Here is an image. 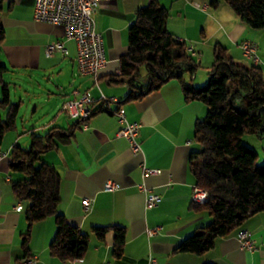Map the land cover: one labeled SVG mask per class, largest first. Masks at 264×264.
Here are the masks:
<instances>
[{
	"label": "crops",
	"instance_id": "0c3cea01",
	"mask_svg": "<svg viewBox=\"0 0 264 264\" xmlns=\"http://www.w3.org/2000/svg\"><path fill=\"white\" fill-rule=\"evenodd\" d=\"M151 1L103 0L96 8L94 23L104 38L107 63L94 76L80 72L77 44L65 37L63 25L34 18L36 0H0V22L4 28L0 64L7 67L4 82L10 89L13 82L6 81V74L17 73L24 92L13 102L19 104L16 128L6 132L0 143V264H21L28 258H37L33 264H146L150 256L156 258V264H264V211L218 238L206 252L176 251L186 236L212 220L209 211L191 199L195 179L189 160L199 148L193 134L195 125L197 120L205 119L208 108L200 100H188L178 79H170L138 98L131 96L129 81L120 73V59L128 51L129 28L139 7ZM157 1L169 9L167 29L186 41V49L193 47L196 51L192 57L198 67L194 75L184 73L186 81L197 87L208 83L217 43L226 47L234 60L252 64L243 55L244 40L258 45L256 54L264 76V28L246 24L225 0L224 4L220 0L214 4L211 0ZM195 1L209 6L204 11L196 9ZM56 41H62L69 53L57 51L48 57L46 45ZM0 86L2 93L3 83ZM86 90L95 100L92 115L87 121L71 118L63 110L64 102ZM102 95L118 99L113 107L123 106L127 118L141 124L140 153L134 154L127 138L117 136L120 121L103 106ZM28 96L34 97L30 102H35V108L41 105L44 111L53 113L47 132L55 128L69 133L65 141L56 139L57 144L43 152L38 163L56 168L61 177L59 210L89 236L84 256L71 262L50 252V242L57 231L55 218L49 216L30 223L29 203L14 190V181L23 178L24 173L11 168V153L17 144L23 146L17 131L18 116ZM1 111L5 117L6 108ZM28 133L30 140L33 134H46H37L33 127ZM142 163L154 172L143 175ZM108 180H115L119 187L103 189ZM142 183L161 196L157 205L147 206ZM87 197L92 199L90 210H85L82 203ZM112 225L126 229L124 252L119 257L113 253ZM94 226L111 227L100 239ZM155 227L161 228L149 235L148 229ZM244 229L252 232L254 249L242 248L238 234Z\"/></svg>",
	"mask_w": 264,
	"mask_h": 264
},
{
	"label": "trees",
	"instance_id": "16d2710c",
	"mask_svg": "<svg viewBox=\"0 0 264 264\" xmlns=\"http://www.w3.org/2000/svg\"><path fill=\"white\" fill-rule=\"evenodd\" d=\"M216 1L211 0V4ZM225 1L246 24L264 28V0ZM169 16V9L157 0L139 7L129 28L128 51L120 59V73L128 79L133 97L158 89L170 79H178L188 100H200L207 105V115L197 120L193 133L199 148L191 153L189 160L195 184L208 192V201L197 206L209 211L212 220L186 236L176 248L179 252L200 254L213 248L218 238L229 235L243 221L264 211V165L257 164V151L243 141L245 134H256L264 140V76L259 65L234 60L226 47L217 43L208 83L197 87L186 81L184 73L194 75L198 63L187 51L186 41L167 29ZM3 39L0 22V45ZM143 69L148 74L145 83ZM6 71L7 67L0 64V83H3L0 143L6 132L16 128L19 109V104L10 100V90L3 78ZM4 107L5 117L1 111ZM67 138L69 133L55 128L43 136L33 134L29 147L19 144L14 147L11 168L24 173L13 186L19 198L29 203L30 223L54 217L57 231L50 242V252L64 262H71L84 256L89 236L59 210L61 177L56 168L44 162L36 165L43 152L54 147L57 140ZM110 227L92 228L103 239ZM112 227L113 253L119 257L124 252L126 229L120 225Z\"/></svg>",
	"mask_w": 264,
	"mask_h": 264
},
{
	"label": "built area",
	"instance_id": "2783aa9c",
	"mask_svg": "<svg viewBox=\"0 0 264 264\" xmlns=\"http://www.w3.org/2000/svg\"><path fill=\"white\" fill-rule=\"evenodd\" d=\"M103 0H36L34 8V18L40 21H47L51 23L61 24L65 29V37L72 39L77 44V62L79 70L83 74H90L97 76L99 70L104 67L107 63V57L104 48V38L102 33L96 29V23L94 19V13L96 8L100 5ZM197 8L206 10L209 5L207 3L200 4L195 3ZM251 40L241 41V47L243 55L256 65L260 63V57L258 56L257 50L258 45ZM187 50L195 55L196 51L193 47H188ZM62 52L64 54L69 53V49L62 41H56L48 43L46 45V55L52 56L55 52ZM103 106L114 113L120 121L121 127L117 131V136L127 138L130 145V150L134 154L141 152V142L138 139L139 130L141 124L138 121H130L127 118L125 108L118 105L116 108L113 107V103H116L118 99L115 97H107L102 95L101 98ZM94 98L90 91H84L79 93V96L67 100L63 104V110L71 118L80 119L87 121L93 112ZM87 128V124L84 125ZM144 174L154 172L149 169L144 163H142ZM193 195L192 198L194 203L204 204L208 201V192L203 187L193 184ZM119 187V184L115 180L106 181L104 188L108 191L115 190ZM140 188L146 192V204L148 207L157 205L160 202L161 196L153 192L150 188L146 187L144 183L140 185ZM91 198H84L85 210H90L92 203ZM18 209L22 208L21 204L16 205ZM161 227H155L148 229V234H155ZM241 241L242 248L254 249L255 239L252 232L244 229L238 234ZM37 258L29 259L22 262L21 264H33ZM156 264V258L150 256L148 263Z\"/></svg>",
	"mask_w": 264,
	"mask_h": 264
},
{
	"label": "rangeland",
	"instance_id": "374dc122",
	"mask_svg": "<svg viewBox=\"0 0 264 264\" xmlns=\"http://www.w3.org/2000/svg\"><path fill=\"white\" fill-rule=\"evenodd\" d=\"M220 1L224 4V0H220ZM195 3H199V2L195 1L194 5ZM200 4H205V3L201 2ZM195 8L200 9L199 7L198 8L195 7ZM202 69H205V68H202ZM210 70L211 69H209V71ZM142 72L144 73L143 80L146 82L148 80L147 72L145 69ZM6 81L13 82L10 85V89H9L11 90V101L17 102L24 95L23 90H21L22 89L20 85L21 82H20V78L18 77V74L9 72L8 74H6ZM23 87L27 88L28 86L26 84H23ZM0 90H1V86H0ZM1 96H2V93L0 91V97ZM31 100H34V97L28 96L27 101H25L26 103L22 104L20 108L19 116H18V130L17 131L20 134V144H22L24 147L30 146V134L28 133V129L33 127L37 134H45L48 130V127L51 126L49 122H50L51 116L53 115V113H47L46 111H44L41 105H39L38 108H35V102L34 101L30 102ZM243 141H244V144L250 146L251 148L257 151L258 156H257L256 162L258 165L263 166L264 165V140L256 134H245L243 136ZM38 164L39 163L37 162L36 165L38 166Z\"/></svg>",
	"mask_w": 264,
	"mask_h": 264
}]
</instances>
